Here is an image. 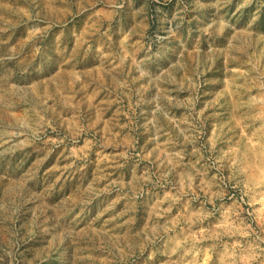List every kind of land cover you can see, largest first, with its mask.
<instances>
[{"label":"rangeland","instance_id":"1","mask_svg":"<svg viewBox=\"0 0 264 264\" xmlns=\"http://www.w3.org/2000/svg\"><path fill=\"white\" fill-rule=\"evenodd\" d=\"M0 264H264V0H0Z\"/></svg>","mask_w":264,"mask_h":264}]
</instances>
